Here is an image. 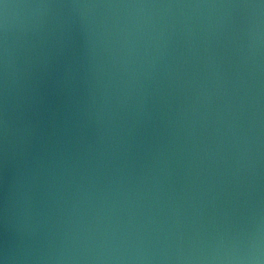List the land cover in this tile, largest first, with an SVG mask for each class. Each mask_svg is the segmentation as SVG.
Here are the masks:
<instances>
[{
    "label": "water",
    "instance_id": "water-1",
    "mask_svg": "<svg viewBox=\"0 0 264 264\" xmlns=\"http://www.w3.org/2000/svg\"><path fill=\"white\" fill-rule=\"evenodd\" d=\"M0 264H264V0H0Z\"/></svg>",
    "mask_w": 264,
    "mask_h": 264
}]
</instances>
